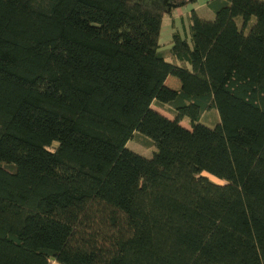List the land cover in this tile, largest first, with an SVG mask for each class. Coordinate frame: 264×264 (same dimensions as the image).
Listing matches in <instances>:
<instances>
[{"label":"trees","instance_id":"trees-1","mask_svg":"<svg viewBox=\"0 0 264 264\" xmlns=\"http://www.w3.org/2000/svg\"><path fill=\"white\" fill-rule=\"evenodd\" d=\"M195 1L0 0V264H264V1Z\"/></svg>","mask_w":264,"mask_h":264},{"label":"rangeland","instance_id":"rangeland-1","mask_svg":"<svg viewBox=\"0 0 264 264\" xmlns=\"http://www.w3.org/2000/svg\"><path fill=\"white\" fill-rule=\"evenodd\" d=\"M264 1V0H262ZM205 1L204 0H197L195 5H188L184 8H182L181 11L177 12V14H171L169 17L164 16L161 24H160V30H159V37H158V44L166 48L168 47L169 41H170V34L172 33V25L174 27V30L178 31V33L181 36L186 35V16L191 12L193 8L197 7L196 15L199 18L205 19V20H211L213 18V14L205 8L203 5ZM165 86L169 89H172L174 87L179 86L178 80H176L173 77H167ZM157 112H159L161 115L167 117L170 119V116L165 113L164 111H161L159 109H155ZM218 121V115L216 111H210L208 113L203 114L199 118V123L206 126V127H213L216 122ZM180 125L183 127H188L186 121H181ZM146 141H148L145 138H139V136L133 138L132 140L128 141L125 145V148H127L129 151L145 158L149 159L152 156L153 148L152 147H146ZM212 182L216 184H221L219 181L208 177ZM53 264V263H51Z\"/></svg>","mask_w":264,"mask_h":264},{"label":"crops","instance_id":"crops-1","mask_svg":"<svg viewBox=\"0 0 264 264\" xmlns=\"http://www.w3.org/2000/svg\"><path fill=\"white\" fill-rule=\"evenodd\" d=\"M205 1V5H203L205 8H207L206 7V5H207V2H209L210 0H204ZM196 2H197V0L195 1V3H193V4H191V5H195L196 4ZM182 10V8H180V9H176L175 11H173V13L172 14H177V12H179V11H181ZM191 11H193L194 13H196V11H197V7L196 8H193ZM188 16V15H187ZM187 16H186V18H187ZM163 19V18H162ZM162 21V20H161ZM187 23V22H186ZM172 27H173V25H172ZM174 28V27H173ZM186 32H187V25H186ZM166 80H167V78H166ZM166 80H165V83H166ZM179 88V86H177V87H174L173 88V90H177Z\"/></svg>","mask_w":264,"mask_h":264}]
</instances>
